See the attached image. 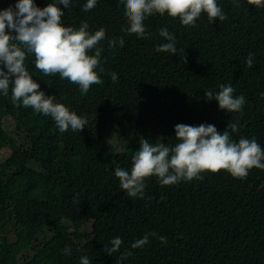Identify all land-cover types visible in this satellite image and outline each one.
<instances>
[{"label":"trees","instance_id":"trees-1","mask_svg":"<svg viewBox=\"0 0 264 264\" xmlns=\"http://www.w3.org/2000/svg\"><path fill=\"white\" fill-rule=\"evenodd\" d=\"M17 2L0 0V11ZM55 2L34 0L41 9ZM86 3L59 5L61 22L77 30L87 22L93 34L105 30L98 45L101 84L81 95L78 85L38 71L33 54L25 60L41 91L87 119L84 130L61 133L50 116L14 105L11 84L7 97L0 93V153L9 152L0 163V264H80L83 256L90 264H264V169L253 168L244 179L203 173L170 186L153 176L145 180L142 199L129 197L114 174L117 167L131 170L142 138L174 145L178 124H211L222 133L238 122L231 138H255L264 149V7L217 0L227 18L209 23L202 14L195 27L154 14L151 23L144 21L149 37L140 39L123 31L128 22L116 0H97L88 12ZM161 28L174 34V56L156 51L167 43ZM121 38L122 48H109V40ZM220 85L245 97L239 113L205 98ZM5 118L13 122L11 131L4 129ZM122 129L128 133L124 142ZM15 214L19 227L35 231L31 251L10 238L19 228ZM150 233L156 235L143 248H131ZM116 237L123 244L109 256L104 248Z\"/></svg>","mask_w":264,"mask_h":264},{"label":"clouds","instance_id":"clouds-1","mask_svg":"<svg viewBox=\"0 0 264 264\" xmlns=\"http://www.w3.org/2000/svg\"><path fill=\"white\" fill-rule=\"evenodd\" d=\"M71 0H57L40 8L34 0H18L12 6L0 11V93L5 97L11 88V100L16 106L32 108L36 113L50 116L61 133L83 131L87 119L78 116L66 106L54 103V96H47L40 90L36 82L25 67L28 54L35 57V68L45 76L59 75L62 80L78 85L81 95L87 94L93 85L102 81L97 72L102 73L100 57L103 51L98 47L99 42L105 38L103 28L94 34L88 31L89 25L83 22L79 29L62 25L64 9L69 8ZM117 7L123 5L127 34H135L140 39H147L145 22L151 23L154 14L170 18H178L184 26L195 27L196 20L206 14L209 23L217 19L223 22L227 17L223 14L217 0H116ZM249 5L264 7V0H247ZM97 0H87L83 11L92 10ZM149 17V18H147ZM159 35L167 41L160 44L157 52H177L174 34L168 29L161 28ZM124 46V40H109V48ZM94 51L93 55L89 52ZM248 68L253 66V56L250 54L246 60ZM6 69V71L4 70ZM14 78V79H13ZM113 83L118 77L112 74ZM220 91L205 92L208 101L218 102L219 109L239 113L245 103L244 96H234L231 85H220ZM238 131V122L228 124L225 131L219 132L214 125L201 124L191 126L178 124L175 126L174 145L163 142L151 143L146 139L140 140V147L132 157L131 170L117 167L115 177L119 185L129 197L144 198L145 180L157 177L163 186H170L181 181L202 179L203 173L217 174L221 171L229 173L233 178L244 179L253 168L264 169V149L255 138H240L238 142L231 137ZM149 235L132 243V249L143 248L149 243ZM162 243L166 239L160 237ZM111 247H105L104 252L111 256L119 252L123 240L116 237L111 240ZM70 255V249H64ZM131 252L121 254L123 260L131 256ZM80 264H90L89 258L83 256Z\"/></svg>","mask_w":264,"mask_h":264},{"label":"rangeland","instance_id":"rangeland-1","mask_svg":"<svg viewBox=\"0 0 264 264\" xmlns=\"http://www.w3.org/2000/svg\"><path fill=\"white\" fill-rule=\"evenodd\" d=\"M3 124H4V129L6 131H11L13 129V122L8 119V118H5L3 119ZM120 137H121V140L124 142L126 137H128V133L126 130L122 129L120 131ZM9 155V152L8 151H2L0 153V163L3 162V160ZM17 214H15V228H18L21 223H22V220L20 219L21 216H16ZM30 229H33V228H30ZM38 231V228L36 229ZM16 232H14L13 234V237L11 236L10 238L13 240H18V241H23L24 242V245L26 246V252L28 251H31V249L29 248L31 246V243H32V240H33V236H34V233L35 231L34 230H30L28 232V229L27 228H24V227H19L18 229L15 230ZM50 234H45L43 233L41 236L45 239H47V237L49 236ZM39 243H40V240H39ZM29 256H32L31 255V252H30V255Z\"/></svg>","mask_w":264,"mask_h":264},{"label":"bare ground","instance_id":"bare-ground-1","mask_svg":"<svg viewBox=\"0 0 264 264\" xmlns=\"http://www.w3.org/2000/svg\"><path fill=\"white\" fill-rule=\"evenodd\" d=\"M4 141V140H3ZM5 142V141H4Z\"/></svg>","mask_w":264,"mask_h":264}]
</instances>
